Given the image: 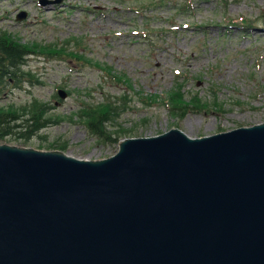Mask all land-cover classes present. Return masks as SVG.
<instances>
[{"label":"water","instance_id":"obj_1","mask_svg":"<svg viewBox=\"0 0 264 264\" xmlns=\"http://www.w3.org/2000/svg\"><path fill=\"white\" fill-rule=\"evenodd\" d=\"M0 264H264V121L100 158L0 142Z\"/></svg>","mask_w":264,"mask_h":264},{"label":"rangeland","instance_id":"obj_2","mask_svg":"<svg viewBox=\"0 0 264 264\" xmlns=\"http://www.w3.org/2000/svg\"><path fill=\"white\" fill-rule=\"evenodd\" d=\"M231 17L251 25H232ZM0 32L35 47L23 65L31 75L1 78L0 104L39 98L58 116L28 139L11 134L0 142H58L79 157L111 155L119 140H99L77 112L83 101L116 96L127 108L107 129L134 128L133 136L175 126L199 136L264 121V0H0ZM51 43L89 61L42 49ZM180 82L178 103L197 93L196 107L167 106Z\"/></svg>","mask_w":264,"mask_h":264},{"label":"trees","instance_id":"obj_3","mask_svg":"<svg viewBox=\"0 0 264 264\" xmlns=\"http://www.w3.org/2000/svg\"><path fill=\"white\" fill-rule=\"evenodd\" d=\"M229 21L234 25H251L248 24V21L245 18L239 20L237 17H231L229 18ZM76 39L78 40V38ZM42 47V49L57 51L60 53L70 52L64 45L57 48L55 44L51 43V45L44 44ZM33 51H35V47L26 44L11 34L0 32V84L4 82L1 79L2 77L6 78V82L11 79L18 82L22 80L23 78L20 77L26 71L23 68V65L27 63V56ZM70 54H77L79 59L89 61V58L81 52H70ZM98 64L100 63L98 62ZM26 72L31 75L30 71ZM112 76L122 80V76H118L116 73H112ZM123 80L126 82V77L123 78ZM181 83L182 82H180L179 85L177 84L178 87L176 88L177 91L174 93L175 95H170L168 100H166V104L171 110H177V107L182 104L178 102H182L185 99V94L181 92ZM144 98H146V96ZM199 101L201 102L199 97H197V93H195L192 94L188 103H184L181 107H185L186 104L196 107ZM52 104L53 103L46 102L39 98H34L31 102L20 104L18 106H15L13 103L8 105L0 104V138L13 134L17 139H28L43 127L56 122V117L58 116L48 113ZM126 104V101H121V97L119 98V96H116L115 98L106 97L99 102L83 101L77 115L78 117L80 116L82 122H84L90 133L96 135L99 140H119V138L126 135H132L130 133L135 129L121 126L109 131L107 125L121 115V113L127 108ZM201 105H203V101L197 109H200ZM42 146L43 145H41V147ZM46 146L47 148H66L65 143L58 142H51Z\"/></svg>","mask_w":264,"mask_h":264}]
</instances>
